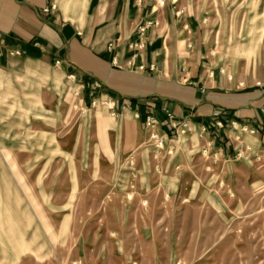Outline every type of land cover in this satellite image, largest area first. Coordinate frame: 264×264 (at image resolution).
I'll return each instance as SVG.
<instances>
[{
  "label": "rangeland",
  "instance_id": "rangeland-1",
  "mask_svg": "<svg viewBox=\"0 0 264 264\" xmlns=\"http://www.w3.org/2000/svg\"><path fill=\"white\" fill-rule=\"evenodd\" d=\"M187 2L211 66L264 87V0ZM34 68L37 119L0 112V264H264L262 135L235 126L220 147L195 126L159 150L147 131L113 151L95 119L108 105Z\"/></svg>",
  "mask_w": 264,
  "mask_h": 264
},
{
  "label": "crops",
  "instance_id": "crops-1",
  "mask_svg": "<svg viewBox=\"0 0 264 264\" xmlns=\"http://www.w3.org/2000/svg\"><path fill=\"white\" fill-rule=\"evenodd\" d=\"M189 8L187 0H0V112L14 104L37 119L38 85L27 74L44 65L81 92L85 107L108 105L95 119L109 127L113 151L139 145L151 115L162 119L167 140L175 138L166 110L208 128L220 147L235 126L264 138V87L238 89L211 66L202 17ZM155 22L141 37L140 28ZM217 111L223 129L215 126Z\"/></svg>",
  "mask_w": 264,
  "mask_h": 264
},
{
  "label": "built area",
  "instance_id": "built-area-1",
  "mask_svg": "<svg viewBox=\"0 0 264 264\" xmlns=\"http://www.w3.org/2000/svg\"><path fill=\"white\" fill-rule=\"evenodd\" d=\"M160 5H164V1H161ZM53 10H55V6L51 5V7L49 9H46L45 12H50ZM150 26L156 27L157 22L148 23V25L140 28V36L141 37L144 36V33L146 32L147 28ZM110 48H112V45H110ZM138 49H141V42L138 44ZM139 70L144 71L145 67L140 66ZM150 70L153 71L154 67L152 66ZM221 73H223V71H221ZM164 115H165L166 119L170 122L171 130L175 133V136H179L181 130L183 132L184 131H190L195 127L187 121H182V122L176 121L174 119L173 114L167 110L164 111ZM220 117H221V113L219 111H217L213 114V118L216 120L215 126L219 129H223L224 123H223V121L220 120ZM162 124H163L162 119L160 117H157L156 115L148 116L146 119V123H145V127H146L147 131L149 132L150 140L154 143L155 147L159 150H163L165 148V145L167 142L166 135L161 130ZM202 129L204 132L207 131V128H205V127ZM249 129H251V131H250L251 134L260 133V131L257 128L256 129L255 128H249ZM240 155H242V153Z\"/></svg>",
  "mask_w": 264,
  "mask_h": 264
},
{
  "label": "bare ground",
  "instance_id": "bare-ground-1",
  "mask_svg": "<svg viewBox=\"0 0 264 264\" xmlns=\"http://www.w3.org/2000/svg\"><path fill=\"white\" fill-rule=\"evenodd\" d=\"M95 104H97V103H95ZM237 127H241V126H237Z\"/></svg>",
  "mask_w": 264,
  "mask_h": 264
}]
</instances>
